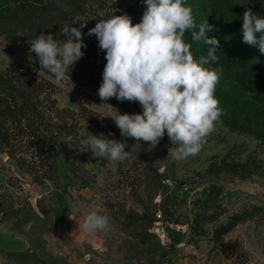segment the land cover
<instances>
[{
  "label": "rangeland",
  "instance_id": "rangeland-1",
  "mask_svg": "<svg viewBox=\"0 0 264 264\" xmlns=\"http://www.w3.org/2000/svg\"><path fill=\"white\" fill-rule=\"evenodd\" d=\"M14 1L0 0V13ZM113 4L141 21L142 0H110ZM187 5L197 25L207 21L214 26L208 35L219 40L220 49L264 77V54L242 41L243 13L251 9L264 17V0H188ZM186 42L194 57L203 55L202 44ZM34 61L39 62L28 45L0 36V67ZM219 83L228 98L264 114V97L241 88L226 75H221ZM61 85L57 97L63 107L87 105L107 117L111 109L99 106L107 103L121 114H134L110 100L91 98L90 87L80 82ZM83 123L80 136L103 133L111 139L104 130H92L90 122ZM145 144L144 160L130 155L125 161H112L94 157L91 151H77L72 158L74 170L62 158L58 180L43 184L0 150V264H223L229 260L264 264V175L242 179L209 171L212 163L223 160H252L264 167V138L219 119L195 156L175 160L168 155L172 145L167 135L152 150ZM50 187L64 191L80 213L87 215L98 206L108 217L109 228L102 231L107 238L103 250L60 249L50 229ZM229 225L226 233H218ZM156 227L166 236L155 232ZM146 228L154 233L146 236ZM14 234L28 238L30 246L19 251L25 243ZM223 242L236 243L237 248L227 254Z\"/></svg>",
  "mask_w": 264,
  "mask_h": 264
},
{
  "label": "clouds",
  "instance_id": "clouds-1",
  "mask_svg": "<svg viewBox=\"0 0 264 264\" xmlns=\"http://www.w3.org/2000/svg\"><path fill=\"white\" fill-rule=\"evenodd\" d=\"M142 3L145 10L139 23L133 24L127 14H114L99 20L87 33L97 38L107 61L98 89L100 99L138 102L142 112L121 114L107 103L99 106L111 109L107 117L114 121L122 137L134 138L136 143L148 142L152 150L167 135L172 145L168 155L183 160L198 154L222 115L215 96L222 70L205 67L219 61V40L208 35L213 25L207 21L196 24L186 0ZM242 20L243 43L257 46L264 54V17L248 9ZM85 26L65 25L60 31L64 39L41 33L29 42V52L35 53L39 61V73L47 69L57 85L70 79L68 69L83 57L82 49L87 47L81 31ZM187 32H191L193 43L207 46L206 55L194 58L191 44L185 40ZM61 141L70 149L91 151L94 157L112 161H125L130 156L125 142L106 138L103 133L69 135ZM72 207L78 210L77 204ZM108 228L109 219L98 206L84 217L83 230L90 234Z\"/></svg>",
  "mask_w": 264,
  "mask_h": 264
},
{
  "label": "trees",
  "instance_id": "trees-1",
  "mask_svg": "<svg viewBox=\"0 0 264 264\" xmlns=\"http://www.w3.org/2000/svg\"><path fill=\"white\" fill-rule=\"evenodd\" d=\"M114 14L123 15L125 12L115 9L114 4L111 7L110 0H15L11 7L0 13V36L23 42L30 48L29 42L41 33H51L54 38L64 39L60 31L65 25L79 27L81 23L86 24L81 31L87 47L82 49L83 57L72 69H68L70 79L65 81L73 80L89 86L90 97L97 98L107 61L105 52L98 47L97 38L87 33L99 20L109 19ZM132 22L138 23L133 18ZM190 39V32H187L185 40ZM199 44H202L203 55H206L207 46L202 42ZM216 54L219 61L210 63L208 68L221 69V75L233 78L241 88L264 97V77L260 73L249 69L240 58L220 48ZM40 70L39 62L36 61L31 65L12 62L0 67V150L16 161L18 167L33 175L36 182L43 184L48 180L57 181L62 158L74 170L72 158L78 150L70 149L61 140L69 135L79 137L84 121L91 123L88 126L90 129H102L111 139L125 142V150L132 157L147 159L145 142L136 143L131 137H122L109 118L101 116L87 105H80L78 109L61 106L57 93L62 85L54 83L47 69L39 73ZM219 84L216 85L215 96L222 109L220 120L232 128L264 138V114L228 98ZM109 100L126 111L142 112L138 102H120L115 98ZM110 133L113 135L110 136ZM209 171L225 172L242 179L253 174L264 175V167L252 160L244 163L227 160L214 162ZM2 208L3 202H0V210ZM229 227L218 233H226ZM153 233L146 228V236ZM236 246V243H222L223 251L227 254L235 250Z\"/></svg>",
  "mask_w": 264,
  "mask_h": 264
},
{
  "label": "crops",
  "instance_id": "crops-1",
  "mask_svg": "<svg viewBox=\"0 0 264 264\" xmlns=\"http://www.w3.org/2000/svg\"><path fill=\"white\" fill-rule=\"evenodd\" d=\"M48 194L51 204V234L58 241L60 249L66 252L87 248L97 252L103 250L107 241L105 234L102 231L90 234L83 230L86 215L73 210V204L68 195L62 190L55 189V187H50ZM3 229L13 233L12 230ZM15 236L21 238L25 243L24 248L19 251L26 250L30 246L28 238Z\"/></svg>",
  "mask_w": 264,
  "mask_h": 264
},
{
  "label": "water",
  "instance_id": "water-1",
  "mask_svg": "<svg viewBox=\"0 0 264 264\" xmlns=\"http://www.w3.org/2000/svg\"><path fill=\"white\" fill-rule=\"evenodd\" d=\"M161 229L159 227H156L155 232L160 233Z\"/></svg>",
  "mask_w": 264,
  "mask_h": 264
},
{
  "label": "built area",
  "instance_id": "built-area-1",
  "mask_svg": "<svg viewBox=\"0 0 264 264\" xmlns=\"http://www.w3.org/2000/svg\"><path fill=\"white\" fill-rule=\"evenodd\" d=\"M223 264H233V262L231 260H229V261H227V262H225Z\"/></svg>",
  "mask_w": 264,
  "mask_h": 264
},
{
  "label": "bare ground",
  "instance_id": "bare-ground-1",
  "mask_svg": "<svg viewBox=\"0 0 264 264\" xmlns=\"http://www.w3.org/2000/svg\"><path fill=\"white\" fill-rule=\"evenodd\" d=\"M160 232L163 234V236H166L165 233L162 230Z\"/></svg>",
  "mask_w": 264,
  "mask_h": 264
}]
</instances>
